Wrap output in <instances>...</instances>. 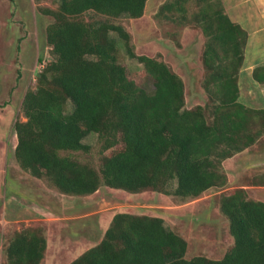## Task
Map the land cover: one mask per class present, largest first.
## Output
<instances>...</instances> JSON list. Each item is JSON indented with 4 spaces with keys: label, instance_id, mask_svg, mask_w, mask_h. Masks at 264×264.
Wrapping results in <instances>:
<instances>
[{
    "label": "trees",
    "instance_id": "16d2710c",
    "mask_svg": "<svg viewBox=\"0 0 264 264\" xmlns=\"http://www.w3.org/2000/svg\"><path fill=\"white\" fill-rule=\"evenodd\" d=\"M147 0H58L40 7L51 59L24 94L25 120L13 124L14 157L31 176L67 195H90L102 185L128 193L146 190L187 202L224 188V161L264 134V109L238 101V71L247 32L222 0H165L155 21L199 30L200 88L205 102L186 105L183 78L162 58L137 54L118 18H139ZM125 53L152 79L147 92L118 59ZM179 46V43H176ZM40 59V58H39ZM97 135L96 166L69 152H88ZM66 152L67 154H63ZM232 243L220 258L187 256V241L159 215L116 212L99 241L67 264H264V201L243 186L218 196ZM46 228L14 231L5 264H41Z\"/></svg>",
    "mask_w": 264,
    "mask_h": 264
},
{
    "label": "rangeland",
    "instance_id": "374dc122",
    "mask_svg": "<svg viewBox=\"0 0 264 264\" xmlns=\"http://www.w3.org/2000/svg\"><path fill=\"white\" fill-rule=\"evenodd\" d=\"M57 1L0 0V264H5L3 247L14 231L37 225L46 228L44 220L48 217L74 216L69 221L51 223L53 236L60 234L58 231L66 233L69 226L71 232L64 237L68 236L71 241L77 239L79 244L84 242L88 247L99 241L112 215L120 211L159 215L187 241L188 257L204 254L220 258L232 238L217 200L221 193L252 179L245 178L242 164H238L243 157L235 161L238 165L226 187L211 188L187 202L154 191L128 193L104 185L90 195L62 194L18 166L14 157L16 135L13 124L17 119L25 120L21 111L24 94L35 84L42 65L51 59L45 28L52 18L42 14L39 8L54 9ZM163 1L147 0L141 17L118 18L116 21L129 32L137 54H161L183 78L187 107L202 104L205 102L200 88L202 35L190 27L175 28L155 21L154 13ZM119 48L118 59L127 69L128 77L147 92H152V79L141 64L125 53L121 43ZM83 142L90 146L88 152L72 151L69 154L96 166L100 157L108 153L101 150L95 133L88 134ZM84 218L88 221L80 223ZM58 240L52 242L59 246L61 240ZM72 257L67 254L56 256L52 249L43 264L54 261L55 264H66Z\"/></svg>",
    "mask_w": 264,
    "mask_h": 264
},
{
    "label": "crops",
    "instance_id": "0c3cea01",
    "mask_svg": "<svg viewBox=\"0 0 264 264\" xmlns=\"http://www.w3.org/2000/svg\"><path fill=\"white\" fill-rule=\"evenodd\" d=\"M222 4L229 18L247 32L243 60L238 71V101L246 107L262 110L264 109V0H222ZM240 157L243 158L238 164H242L245 178H252L249 181L245 180L240 186L246 189L251 198L264 201V134L251 146L246 147L244 151L224 161L223 165L228 180H230V175L234 173L235 166L238 165L234 164L235 161ZM71 219H74V216L67 218L48 217L44 220V223H46L47 247L41 264H43L47 253L52 249L56 256L60 254L73 256L68 261L70 262L74 257L92 246L85 247L84 242L79 244L77 239L71 241L68 236L67 238L64 237L65 234L71 232L69 226L66 229L68 233L58 231L60 234L53 236L51 223ZM87 221V218H84L80 223L85 224ZM84 229L87 231L85 227ZM54 239L55 241L59 239L58 242L61 240L59 246L52 242Z\"/></svg>",
    "mask_w": 264,
    "mask_h": 264
}]
</instances>
